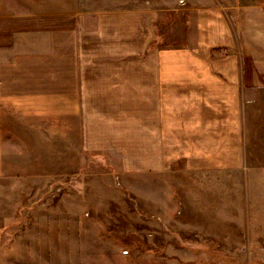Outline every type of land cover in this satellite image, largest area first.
<instances>
[{
  "label": "crops",
  "instance_id": "obj_1",
  "mask_svg": "<svg viewBox=\"0 0 264 264\" xmlns=\"http://www.w3.org/2000/svg\"><path fill=\"white\" fill-rule=\"evenodd\" d=\"M178 1L187 40L149 48L154 7L0 0L1 184L21 175L3 147L17 118L126 171L264 168V0Z\"/></svg>",
  "mask_w": 264,
  "mask_h": 264
},
{
  "label": "rangeland",
  "instance_id": "obj_2",
  "mask_svg": "<svg viewBox=\"0 0 264 264\" xmlns=\"http://www.w3.org/2000/svg\"><path fill=\"white\" fill-rule=\"evenodd\" d=\"M99 4L156 8L149 48L193 30L189 1ZM18 121L3 144L21 175L0 183V264H264V168L126 171L58 128Z\"/></svg>",
  "mask_w": 264,
  "mask_h": 264
}]
</instances>
